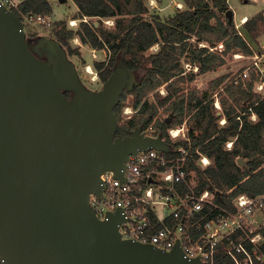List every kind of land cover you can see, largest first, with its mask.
Segmentation results:
<instances>
[{
    "label": "water",
    "instance_id": "1",
    "mask_svg": "<svg viewBox=\"0 0 264 264\" xmlns=\"http://www.w3.org/2000/svg\"><path fill=\"white\" fill-rule=\"evenodd\" d=\"M227 16L233 19L231 9ZM138 82L117 59L101 90L87 88L63 45L49 37L30 44L23 20L0 0V256L6 264H200L180 243L164 250L123 238V212L102 219L90 202L92 193L103 195L107 170L123 177L130 154L171 150L162 135L141 126L116 135L114 108ZM237 161L246 166L245 158Z\"/></svg>",
    "mask_w": 264,
    "mask_h": 264
},
{
    "label": "trees",
    "instance_id": "2",
    "mask_svg": "<svg viewBox=\"0 0 264 264\" xmlns=\"http://www.w3.org/2000/svg\"><path fill=\"white\" fill-rule=\"evenodd\" d=\"M78 7L75 16L80 18V26L75 29L67 20H56L52 24L51 34L66 49L68 55L78 50L72 46V38L79 36L83 42L92 47L106 48L109 51L108 61L95 62L100 78L106 81L113 71L117 59H122L131 69L139 82L131 89L125 90L114 111L120 120L122 102L129 93L134 94V107L137 113L127 122L120 124L117 136L129 135L139 126L147 128L153 121L158 135L176 149L180 145L191 147L197 158L196 149L211 159V164L202 169L194 160H190L189 169L198 174L200 188L209 187L221 191L220 203L233 209V199L246 193L258 195L264 193V97L251 92L254 74L248 81L247 88L230 83L225 87L226 97L221 99L223 116L227 118L224 125H218V116L214 110L212 92L205 90L199 93L192 91L188 96L184 93V72L181 57L188 55L192 62L199 63V72L205 73L218 68L226 62L225 54L235 47L252 55L253 49L248 40L239 33L234 20L227 16L221 19V13L229 10L228 0H183L187 8L177 11L167 20L155 21L145 18L149 11L147 0H73ZM23 21L28 14L49 15L53 12L50 0H20L18 7L12 9ZM85 18H98L99 25ZM215 18V22L213 19ZM103 19H114L113 26H107ZM249 37L257 40L264 33V14L258 13L245 23ZM208 45L198 46L191 41L193 36ZM40 38L38 33L28 34L30 44ZM224 43L222 52L213 51V43ZM155 44L160 48L157 52L147 54ZM225 77L216 80L219 86ZM167 83L168 94L159 102H150L145 97L155 88ZM72 91H65L70 98ZM247 100L245 107L241 104ZM248 100H250L248 102ZM160 105L175 113L176 117L168 122V117L156 118ZM238 106H242L241 111ZM252 107L258 118L249 117ZM245 112V113H243ZM192 124L189 131L191 140L172 142L169 127L181 124L186 116ZM241 115V118H237ZM195 130L199 134H195ZM234 138L233 147L226 142ZM238 157L246 159V166L238 163ZM220 264H233L224 258Z\"/></svg>",
    "mask_w": 264,
    "mask_h": 264
},
{
    "label": "built area",
    "instance_id": "3",
    "mask_svg": "<svg viewBox=\"0 0 264 264\" xmlns=\"http://www.w3.org/2000/svg\"><path fill=\"white\" fill-rule=\"evenodd\" d=\"M1 2L10 9L18 7L14 0ZM26 16L32 22L48 23L46 15ZM210 49L214 50L212 46ZM253 58L252 65L235 74L230 83L247 88L245 80L254 68L256 87L264 97V51L255 53ZM217 107L221 109L220 105ZM250 115L257 120L255 112ZM226 122L221 119L222 124ZM142 131L158 135L154 121ZM168 132L174 143L191 140L186 123L171 127ZM234 140L226 142L228 148L233 147ZM196 153L197 158L191 147L180 145L170 151L152 147L130 154L123 177L107 170L103 174V195L92 193L90 202L102 219L111 211L123 212L125 218L119 224L123 238L164 250H172L180 243L185 256L199 257L200 264H220L224 258L233 264H264V193L240 194L233 199V209L226 207L218 200L221 191L201 189L196 170L188 168L191 159L202 169L211 164L199 148ZM0 264H6L1 256Z\"/></svg>",
    "mask_w": 264,
    "mask_h": 264
},
{
    "label": "rangeland",
    "instance_id": "4",
    "mask_svg": "<svg viewBox=\"0 0 264 264\" xmlns=\"http://www.w3.org/2000/svg\"><path fill=\"white\" fill-rule=\"evenodd\" d=\"M14 1L15 3H18L20 0H14ZM50 1L53 6V12L47 15L48 23L32 22L27 16H25V20L23 22L25 23V32L27 39H28V34H32V32L38 33L40 38L49 37L55 39L51 34V29L53 26L52 24L56 20H67L68 25L75 29H77L80 26L81 19L75 17L78 13V7L76 6L73 0H50ZM178 2H179L178 0H147L149 11L145 14V18L153 21L157 19H161L165 21L169 17H171V15L175 11L173 10L172 6L178 9L187 8L186 5H184V7L181 6L179 7L177 4ZM259 5L263 9L264 0L262 3H259ZM222 16L226 21L227 14L222 13ZM85 19L93 21L95 25H99L98 18H85ZM103 21L109 27L114 25V19H103ZM213 21L215 22V19H213ZM234 25L236 26L237 24H235L234 22ZM241 25L242 24H239V26L236 27L239 31H241L244 34V30L241 29ZM260 37L257 38V43H255V47L253 46L254 47L253 51L254 50L255 51L252 55H248L245 53H244L245 55L244 54L241 55V53H239L240 55H235L238 52L233 49L224 55L226 62L223 65L219 66L218 68L214 69L213 72H209L208 74L199 72V63L196 61L192 62V60L188 55H184L181 57V64L185 69L184 81L182 82V84L184 85V90H183L184 93L186 94V96H188L189 93H191L192 91H198L199 93H201L202 91L210 90L212 92L211 97L214 100L213 103L214 110L216 115L218 116V120H217L218 125H223L221 123L222 115L221 113H219L220 111L223 110V106L221 105L222 109L220 110L218 109L216 103H218V101H220L221 103V99L223 97H226L227 92L225 90V87L227 85H230V79L235 75V73L242 70L243 67H246L247 65H252L254 61L253 58L254 54L258 52L260 54V52L263 51V48H261V46L258 44ZM40 38H38V40H40ZM37 41L34 43H37ZM191 41H193L194 45H198L199 47L208 45L205 41H198L197 36L195 35L192 37ZM209 45L211 44L209 43ZM72 46L78 51L73 55H69V57L75 62L82 82L87 88L91 90L94 91L101 90L104 86L105 81H103L100 78V75L97 69L95 68L94 64L95 62H99V61H108L109 51L106 48L92 47L89 43L83 42L79 36H75L72 38ZM159 48L160 45L155 44L147 51V54L152 52H157ZM212 48H214L213 51L222 52V49L224 50L225 46L223 45L222 42H219V43H213ZM41 58H45V57H41ZM262 65L264 66V60L262 61ZM88 66L92 67V71L87 70ZM220 77H225L224 81L219 86H216V88H214L213 90L210 89L215 87L216 85L215 79H219ZM167 85L168 84L165 83L155 88L145 97V99L148 98L150 102L154 101L158 103L159 99L163 98L168 94ZM255 89H257V87H255ZM256 91H258V89ZM257 94L263 96L262 93L260 92H257ZM72 96L73 99H77L79 97V95L75 93L74 94L72 93ZM249 101L250 100H248V102ZM241 104L246 107L248 105L247 100L242 101ZM241 107L242 106H238L239 111L243 110L241 109ZM137 110L138 109L134 107V94L129 93L127 95V98L122 102L121 118L120 120L118 119V123H119L118 125L127 122L133 115L137 113ZM253 112L254 111H250L249 114H252ZM163 117H168V119L171 120L170 122H172L175 119L176 115L167 108V105L164 106L160 105V109L157 115L155 116V119L163 118ZM190 117L191 115L186 116L184 121L181 123V124L186 123L189 131L192 129V124L191 122L188 121ZM249 117L250 119H252L251 115H249ZM194 132L195 134H199L198 130H195Z\"/></svg>",
    "mask_w": 264,
    "mask_h": 264
},
{
    "label": "crops",
    "instance_id": "5",
    "mask_svg": "<svg viewBox=\"0 0 264 264\" xmlns=\"http://www.w3.org/2000/svg\"><path fill=\"white\" fill-rule=\"evenodd\" d=\"M179 2L177 3L178 6L180 7H184V5L187 6V4L183 1V0H178ZM263 0H228V4H229V9H231L233 11V19H234V22L235 24H237L236 26L238 27L239 24H242L241 25V29L244 30V34L241 32V34L248 40V43L249 45L252 47V49L255 47V43H257V40L249 37L248 33H247V30L245 29V23L250 19L252 18L253 16L257 15L258 13H262L264 14V8L262 9L259 5V3H262ZM174 13L171 15L173 16L177 11L179 10H184V9H178L174 6H172ZM186 9V8H185ZM227 14V13H226ZM219 16L221 17V19L225 20L222 16V13L219 11ZM239 17V19H238ZM215 19V18H214ZM161 20V19H160ZM163 21V20H162ZM235 26V27H236ZM236 27V28H237ZM240 28V27H239ZM240 33V32H239ZM224 44V43H223ZM261 48H263V51H264V33L262 35V37H260L259 39V43H258ZM254 46V47H253ZM235 51H237L238 53H241V54H244L245 52L243 50H241L240 48H234ZM255 51V50H254ZM253 51V52H254ZM258 51V50H257ZM261 51V50H260ZM246 54V53H245ZM244 54V55H245ZM248 66L250 65H247L246 67H243L242 70L236 72L235 74H240L242 73V71L247 68ZM209 72H213V70L211 71H208V72H205V73H209ZM254 74H255V69L252 68L251 71H250V77L247 78L245 81L248 85V81L254 77ZM257 85V81L254 80V85L252 87V90L251 92L253 93V95L257 94V92H260L259 90L256 91L257 89H255ZM220 102V101H218ZM217 104V103H216ZM222 104L220 103V106ZM219 109V107H218ZM222 109V107H221ZM220 109V110H221ZM219 113H221V115L223 114V110L220 111ZM225 118L227 120V118L225 116L222 115L221 119ZM226 124V123H224ZM223 124V125H224Z\"/></svg>",
    "mask_w": 264,
    "mask_h": 264
},
{
    "label": "bare ground",
    "instance_id": "6",
    "mask_svg": "<svg viewBox=\"0 0 264 264\" xmlns=\"http://www.w3.org/2000/svg\"><path fill=\"white\" fill-rule=\"evenodd\" d=\"M87 70H88V71H92V67H91V66H88V67H87ZM217 105H220V102H218ZM177 132H178V131H177ZM177 132H176V133H177Z\"/></svg>",
    "mask_w": 264,
    "mask_h": 264
}]
</instances>
